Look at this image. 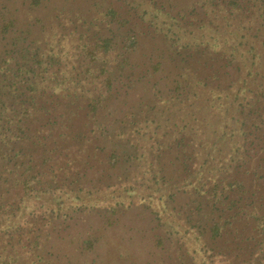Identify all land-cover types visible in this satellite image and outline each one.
Wrapping results in <instances>:
<instances>
[{
    "label": "trees",
    "instance_id": "16d2710c",
    "mask_svg": "<svg viewBox=\"0 0 264 264\" xmlns=\"http://www.w3.org/2000/svg\"><path fill=\"white\" fill-rule=\"evenodd\" d=\"M156 33L163 41L140 61L145 36ZM68 36L75 40L69 49ZM70 72L77 73L75 80ZM141 76H155V82L166 77L171 93L204 97L198 111L182 116L179 128L158 143L159 155L176 146L186 160L197 159L195 166L178 160L187 171L182 188L169 194L175 205L169 226L184 228L182 260L264 264V0H0V237L17 233L21 241L24 232L36 238L53 230L52 215L47 222L34 216L42 202L31 193L55 191L61 179L72 184L73 200L80 199L93 153L103 151L109 168L133 161L138 152L125 149L116 134L104 141L106 149L94 139L103 120L110 125L116 109H124L110 85L132 90ZM141 115L140 107L131 108L119 126ZM85 141L100 150L82 149L85 157L70 163L68 149ZM149 165L165 169L154 160ZM62 169L67 171L58 178L47 173ZM160 176L153 181H167ZM120 181L103 215L107 226L122 210V199L112 198L137 190ZM181 201L185 210L176 207ZM148 236L157 247L162 235ZM97 242L95 236L84 246L93 249Z\"/></svg>",
    "mask_w": 264,
    "mask_h": 264
},
{
    "label": "rangeland",
    "instance_id": "374dc122",
    "mask_svg": "<svg viewBox=\"0 0 264 264\" xmlns=\"http://www.w3.org/2000/svg\"><path fill=\"white\" fill-rule=\"evenodd\" d=\"M98 1L100 0H96V2ZM101 1L107 2V0ZM142 13L147 15L144 11ZM152 29L158 30L157 27L155 30L154 26ZM144 40L145 43L136 55L140 61L147 57L148 48L153 45H160L163 41L158 33L154 36L147 35ZM64 41H68L67 49L72 48L75 43L74 37L69 36ZM155 49L153 50L156 51ZM69 63L72 66L76 65L73 58L70 59ZM69 75V80H75L77 77L75 72H70ZM62 77L63 75L61 79ZM61 79H58V83ZM113 82L109 91L116 95L118 105L124 109H116L118 110L116 118L118 120L111 121L110 125L107 124L106 118L103 120L101 136L95 137L94 141L100 146L104 143L106 149L104 141L114 133L117 135V141L125 149L131 148L138 154L133 157L131 163H119L117 166L109 168V157L103 155V151L99 148L93 147L91 142L85 141L71 146L68 149L70 155L66 159L72 164L75 163L76 159L85 157H81L80 151L82 149L89 152L100 150V152L93 154L90 152L92 156L91 159H88L93 167L88 171L86 181L80 188L82 192H79V195L82 196L80 199L74 198L73 200L72 184L65 186L61 183V179L57 180L53 186L55 191L48 192L49 190H46L47 192H40L38 196L31 193V196L37 201L42 202V208H39L34 216L39 217L38 215H41L44 222L49 215H52L55 223L54 229L48 232H39L36 238L30 237L23 231L24 236H22L21 241L17 238L20 237L17 233H14L10 238L1 235L0 261L1 259L5 260V264H170L171 259H173L175 263L180 261L181 264H187L182 260L185 248L180 242L184 228L181 227L180 232H175L169 226L172 220L168 213L170 207L175 206L171 202L169 194L178 188H182L181 177L187 171L185 167H180L178 160L181 161V164L191 163L192 166H195L197 159H193L192 162L186 160L184 155L178 152L176 146H172L170 150L165 148L167 151L160 155L157 154V151L158 143L164 137H168L171 129L175 128L176 131L182 124L180 120L182 116L188 112L192 114L193 111H198L200 104L204 103V97L199 98L198 92L191 93L189 96H184L181 92L171 93L169 89L173 83L166 77L155 82V76H141L140 79H135L132 90H126L125 87L120 89L122 85ZM68 86L75 89V86L70 82H68ZM114 86L119 87L117 92L112 91ZM128 99L130 100L128 104L132 105L130 107L127 104L130 109L124 105V101ZM217 103L218 101L214 107H217ZM139 107L142 115L136 123H129L126 128H123L125 125L119 126V119L126 117L128 110L131 108L139 109ZM107 108L112 107L108 106ZM37 116L44 117L45 114L43 113L41 116L37 114ZM91 125L95 127L94 123ZM168 159L171 162L176 161V164L170 165V162L165 168ZM63 160H54V165L61 164ZM151 160H154V163H161L165 169H160L157 166L152 170L149 165ZM172 166L176 167L173 168ZM64 171L67 170L62 169L61 171L56 170L54 173H47L58 178ZM160 175L167 181L155 183L154 177L159 179ZM136 178L138 180H135ZM119 180H121L120 186L132 184V186L137 187V190L132 194L125 192L122 197L112 198V203L122 199V206L117 208V210H122L118 213L114 224L107 226L103 222V215L109 210L107 205L110 193L117 194V182ZM90 181H94L93 183L97 186L93 188L89 184ZM149 192L152 194L150 199L147 197ZM60 199H64V202H60L61 204L58 202ZM176 207L185 210L182 201ZM57 212L59 214L55 215ZM153 216L158 217L151 218ZM36 223L41 224L42 221L38 220ZM140 225L146 228L137 232V227ZM149 228H151L150 233ZM167 229L173 232H168ZM148 234L152 237L162 235L163 239L161 237L157 247H152V238ZM95 236L98 237L95 247L93 249L85 247V241ZM227 248H229L228 245ZM14 258L16 261L13 260Z\"/></svg>",
    "mask_w": 264,
    "mask_h": 264
}]
</instances>
